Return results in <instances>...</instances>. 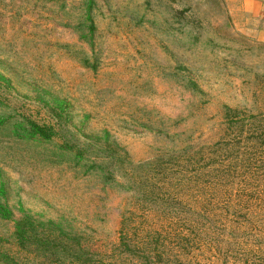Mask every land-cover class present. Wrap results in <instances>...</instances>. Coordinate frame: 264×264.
I'll use <instances>...</instances> for the list:
<instances>
[{"label": "rangeland", "instance_id": "obj_1", "mask_svg": "<svg viewBox=\"0 0 264 264\" xmlns=\"http://www.w3.org/2000/svg\"><path fill=\"white\" fill-rule=\"evenodd\" d=\"M260 1L0 0V264L23 215L92 264H264Z\"/></svg>", "mask_w": 264, "mask_h": 264}, {"label": "trees", "instance_id": "obj_2", "mask_svg": "<svg viewBox=\"0 0 264 264\" xmlns=\"http://www.w3.org/2000/svg\"><path fill=\"white\" fill-rule=\"evenodd\" d=\"M234 110L227 109L226 115L234 117ZM36 133H46L43 127L34 126ZM236 132H233L235 134ZM34 135H36L34 133ZM47 136V135H46ZM45 136V137H46ZM47 138V137H46ZM0 216L9 218V211L0 206ZM122 233V232H121ZM13 238L16 247L20 249L17 255L4 254L1 262L4 264H24L20 261L21 251L24 254L31 253L34 249L40 252L45 264H92L93 252L88 239L82 234L59 227L51 222H38L29 215H23L15 222ZM143 239L135 242L131 238H126V232L121 235L119 245L114 249H121L123 252L131 253L139 251L148 264H169L167 259L163 260L165 250L159 244L145 243ZM135 243V244H134ZM22 260V259H21Z\"/></svg>", "mask_w": 264, "mask_h": 264}, {"label": "crops", "instance_id": "obj_3", "mask_svg": "<svg viewBox=\"0 0 264 264\" xmlns=\"http://www.w3.org/2000/svg\"><path fill=\"white\" fill-rule=\"evenodd\" d=\"M238 2L243 3L242 10L248 15H260V11L262 10L260 0H237Z\"/></svg>", "mask_w": 264, "mask_h": 264}]
</instances>
